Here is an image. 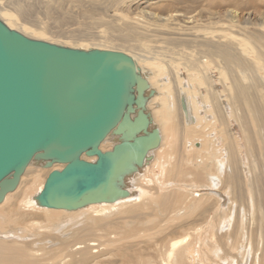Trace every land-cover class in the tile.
Masks as SVG:
<instances>
[{
    "label": "bare ground",
    "instance_id": "bare-ground-1",
    "mask_svg": "<svg viewBox=\"0 0 264 264\" xmlns=\"http://www.w3.org/2000/svg\"><path fill=\"white\" fill-rule=\"evenodd\" d=\"M39 2L46 16L94 20L103 30L96 36L52 31L45 20L36 24L27 17L31 0H0V17L32 38L81 49L119 47L131 55L149 80L145 111L149 129H160L161 143L120 182L130 191L128 197L78 210L38 204L49 174L65 164L46 167L45 161L33 160L37 167L28 166L18 188L0 204V264H87L104 255L102 245L128 240L139 230H158L175 216L189 219L191 226L162 244L161 264H244L248 252L254 253L251 264H264V194L254 177L259 160H264V0ZM103 4L118 6L120 12L110 18L100 10L108 8ZM116 41L124 44H112ZM109 139L114 144L118 140L109 135L102 149ZM240 146L248 158L247 176ZM226 195L241 200L240 213H232L231 206L228 214L222 201ZM181 201L185 208L177 212ZM149 209L156 212L151 221L159 222L139 228ZM31 216L45 221V229L53 230L60 221L58 226H69L71 232L52 239L53 246L37 242L42 238L40 224ZM11 224H24L26 234L8 233ZM92 235L99 239H89ZM241 235L245 238L239 245ZM131 259L129 264H145L134 255Z\"/></svg>",
    "mask_w": 264,
    "mask_h": 264
},
{
    "label": "water",
    "instance_id": "water-1",
    "mask_svg": "<svg viewBox=\"0 0 264 264\" xmlns=\"http://www.w3.org/2000/svg\"><path fill=\"white\" fill-rule=\"evenodd\" d=\"M149 89L124 51L35 39L0 17V204L33 160L65 164L49 174L40 206L78 210L128 197L120 182L161 143L160 129H149ZM109 135L118 140L104 150Z\"/></svg>",
    "mask_w": 264,
    "mask_h": 264
},
{
    "label": "rangeland",
    "instance_id": "rangeland-1",
    "mask_svg": "<svg viewBox=\"0 0 264 264\" xmlns=\"http://www.w3.org/2000/svg\"><path fill=\"white\" fill-rule=\"evenodd\" d=\"M34 1V2H33ZM33 2V3H32ZM109 4V3H108ZM108 4H103V7L104 6H106V7H108V8H102V7H100V10H102L103 11V13H104V11H108V13H106L105 12V15L106 16H108L109 15V17L110 18H112V17H114V14H118L120 11V9L118 8V6H108ZM111 8V9H110ZM118 8V9H117ZM104 9V10H103ZM105 9H107V10H105ZM116 9V10H115ZM111 10V12H109ZM32 11V12H31ZM113 11H116V12H113ZM119 11V12H118ZM30 13V14H29ZM34 13V14H33ZM114 13V14H113ZM108 14V15H107ZM111 14L113 15L112 17H111ZM32 15V16H31ZM47 15V13H45L44 12V10H43V8L41 7V3L39 2V0H31V6L29 7V10H28V18H30L31 19V21H33L34 23H36L37 24V22H38V19H43V20H45V22H48V26H49V28L52 30V31H58V32H60V31H64V34H83V35H90V36H96V35H98L102 30H103V27L101 28V26H99L98 24H93V22H94V20H92V22L91 21H89V20H84L83 19V22L80 20V21H76V17H69V16H63L61 13H53V15L52 16H46ZM41 17V18H40ZM64 17V18H63ZM34 20H33V19ZM58 18V19H57ZM68 18V19H67ZM63 19V20H62ZM56 20H58V22L56 21ZM54 21V22H53ZM85 21H88V22H85ZM66 22V23H65ZM89 22H91L90 24H89ZM79 25H78V24ZM81 23V24H80ZM87 23V24H86ZM95 23V22H94ZM85 24V25H84ZM81 25V26H80ZM94 25H96L97 27H95ZM53 26V27H52ZM70 26V27H69ZM80 26V27H79ZM91 26V27H90ZM74 27V28H73ZM83 27H87V29L86 28H83ZM88 27H89V29H88ZM97 29H95V28ZM75 28H77V29H75ZM91 28V29H90ZM101 28V29H100ZM72 29V30H71ZM79 29H81L80 31H79ZM84 29H86V30H84ZM99 29V30H98ZM69 30V31H68ZM84 30V31H83ZM88 30V31H87ZM90 30V31H89ZM92 30L94 31V32H92ZM96 30V31H95ZM19 31V30H18ZM68 31V32H67ZM75 31V32H74ZM88 33H87V32ZM98 31H100V32H98ZM24 34V33H23ZM27 36V35H26ZM36 39V38H35ZM54 43H57V42H54ZM91 43V42H90ZM92 43H99V42H92ZM116 43V44H115ZM115 43H112V44H114V45H116V46H119V45H123L124 43H122V42H118L119 43V45H117L118 43H117V41L115 42ZM63 45V44H62ZM107 45H109V44H107ZM126 46H127V44H125ZM152 45H154L155 46V50H158L159 48H157V46H159V45H156V44H152ZM66 46V45H65ZM71 47V46H70ZM81 48V47H80ZM110 48V47H109ZM112 48V47H111ZM102 49H105V48H102ZM106 49H108V48H106ZM113 49V48H112ZM114 49H115V47H114ZM117 50L118 49H121V48H116ZM115 49V50H116ZM122 51V50H121ZM153 51H154V49L152 50V54L151 55H153L154 53H153ZM128 54V53H127ZM184 75H185V73H183ZM206 94V93H205ZM155 105H159L158 103H156ZM237 132V134L239 135V129H238V127H235L234 128V132ZM107 145V147H105V149L107 150V149H110L111 148V145H112V143L114 144V139H112V140H108V141H106L105 142ZM110 143V144H109ZM196 145L197 146H199V142L198 143H196ZM110 146V147H109ZM104 149V150H105ZM239 151H241L240 152V154H242L243 152H244V149H243V147L242 146H240V150ZM243 160H244V164H246V170H245V172H244V175L245 176H247V173L249 172V167H248V165H247V162H248V158H247V156H246V154L245 153H243ZM29 167L30 168H32L33 169V167H37V165H35L34 163L32 164L31 163V165H29ZM47 169H49V168H47ZM248 171V172H247ZM247 172V173H246ZM262 174H263V176H262ZM254 177L256 178V180H257V183H256V186H257V189L261 192V193H263L264 194V186H262V185H264V160H259V162H258V166H256V169H255V171H254ZM262 178V179H261ZM260 180V181H259ZM263 189V190H262ZM226 199V200H225ZM225 199L224 200H222L223 202L225 201V208L226 209H228V211L229 210H231V208L229 209V207H231V206H233L234 207V209H233V211L231 210V212L232 213H237L238 214V211H239V213H240V211L242 210V208H240V207H242V202H241V200H232L229 196H227L226 195V197H225ZM187 204H188V202H187ZM185 206V203L184 202H182L181 201V203H180V205H179V208L178 209H176V211L177 212H180L183 208H185L184 207ZM240 206V207H239ZM243 207H244V204H243ZM230 212V211H229ZM231 212L230 213H228V212H226V216H227V213L228 214H231ZM156 214V212L155 211H153V210H145L144 211V214H143V216L141 217V219H140V227L139 228H142V227H149V226H153L154 225V223H157V222H159L158 220L156 221H151V219L154 217V216H151V215H155ZM210 215H213V213H211ZM225 216V217H226ZM31 218H32V221H35L34 220V218H36V220L37 221H35V222H37L38 223V225H39V228H38V225H35V227H37L38 228V232H40V236H39V238L40 237H42V238H40V239H38V237L36 238V240H37V242L38 241H40L41 239L42 240H46V242L45 243H48L47 245H49V246H53L52 245V243L53 242H56V241H52V239H61V237H64L65 236V234H63V232L64 233H66V236H68V234H70V232H69V230H71V229H68L69 228V226H68V228L65 226V228L64 229H67V230H62V226L60 227V226H58V225H60V221L56 224V225H53L54 227L56 226V230H55V228L52 226V227H50V229L51 228H53V230H49V227H48V229H45V228H43V224H45V221H43V222H41V220L42 219H39V217L38 216H31ZM30 218V219H31ZM227 218V217H226ZM39 219V220H38ZM163 219V218H162ZM228 219H229V217H228ZM29 221H31V220H29ZM31 221V222H32ZM168 221V223H163V224H161L162 225V227L160 228V229H158V230H154V231H152V230H150V231H146V232H144V231H140L139 230V234L137 235V236H134V237H132V238H130V239H128V240H122V241H120L119 243H117V244H115V245H112V246H107V245H102L101 246V248H102V252H104V255L103 256H101V257H98V258H96V260H93V262H87V264H129L131 261H132V259H131V257L134 255V256H136L138 259H143L144 261H145V264H161V259H160V256H161V254H160V251H161V248H163V245L162 244H167L168 243V241L172 238V237H174V235L175 234H177V233H179L182 229H185V228H189L191 225H189V223L188 222H190L189 221V219H187V220H184V216H182V217H178V216H175V219L174 220H167ZM204 222V221H203ZM203 222H202V224H203ZM36 223V224H37ZM42 223V224H41ZM24 224H18V225H14V224H11V225H9L8 226V233H14V232H16V231H18V233H20L22 230H26L27 229V227L24 225V227H22L21 228V226H23ZM227 224H225V225H223V226H226ZM17 227V226H19L18 227V229L16 228L15 229V227ZM42 226V227H41ZM12 227H14V228H12ZM11 229V230H10ZM14 229H15V231H14ZM45 229V230H44ZM225 229H228L227 228V226H226V228ZM13 230V231H12ZM42 230H44V231H46V233L45 234H43L42 233ZM58 230H59V233H56V231L58 232ZM60 230H61V232H60ZM49 231H50V233H49ZM23 232V231H22ZM21 232V233H22ZM51 232H54V234H51ZM22 234H26V232H23ZM60 234V235H59ZM61 234H63V235H61ZM28 235V234H27ZM72 235V234H71ZM70 235V236H71ZM65 236V237H66ZM112 237L113 236H115V234H112L111 235ZM14 236L13 235H11V238H13ZM50 237V238H49ZM57 237V238H56ZM244 235H241L239 238H238V244L239 245H241V243L243 242V240H244ZM25 239V238H24ZM89 239H91V240H97V239H99V238H96V236H90L89 237ZM41 240V241H42ZM47 240H48V242H47ZM43 242V241H42ZM96 243H98V242H100L99 240L98 241H95ZM39 243H41V242H39ZM103 248H104V251H103ZM113 249V250H112ZM97 250V249H96ZM106 250H107V252H106ZM52 251H55L54 249H52ZM251 251V250H250ZM110 252V253H109ZM112 252V253H111ZM107 253V254H106ZM250 254V255H249ZM248 255H249V257H248ZM248 255H247V257H248V259H247V261H245V263L246 264H251L250 262H251V258L253 257V255H254V253L253 252H248ZM98 259H102V260H98ZM104 260V261H103ZM100 261V262H99ZM102 262V263H101ZM156 262V263H155ZM244 263V264H245ZM83 264H86V262H84ZM163 264V263H162Z\"/></svg>",
    "mask_w": 264,
    "mask_h": 264
}]
</instances>
